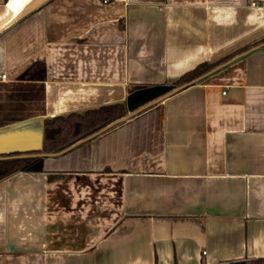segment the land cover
Segmentation results:
<instances>
[{"label":"crops","instance_id":"1","mask_svg":"<svg viewBox=\"0 0 264 264\" xmlns=\"http://www.w3.org/2000/svg\"><path fill=\"white\" fill-rule=\"evenodd\" d=\"M263 42L264 0H0V157L38 149L46 117L234 58L1 180L0 264L264 257V45L239 55Z\"/></svg>","mask_w":264,"mask_h":264},{"label":"trees","instance_id":"2","mask_svg":"<svg viewBox=\"0 0 264 264\" xmlns=\"http://www.w3.org/2000/svg\"><path fill=\"white\" fill-rule=\"evenodd\" d=\"M108 1V0H103ZM227 59V58H226ZM216 63L201 62L190 70L184 72L171 85L178 86L188 82L214 68L224 61ZM45 67L41 62H34L19 76V79H42ZM168 86V85H165ZM129 112L126 102L102 104L97 107L72 111L66 114L46 117L42 121V142L38 149L20 154L55 153L69 147L114 120L125 116ZM43 156L31 155L0 159V181L19 171H41ZM217 264H264V257L252 259H237Z\"/></svg>","mask_w":264,"mask_h":264},{"label":"water","instance_id":"3","mask_svg":"<svg viewBox=\"0 0 264 264\" xmlns=\"http://www.w3.org/2000/svg\"><path fill=\"white\" fill-rule=\"evenodd\" d=\"M264 45V42L258 45L253 46L252 48L246 50L245 52L239 54V55H244L246 53H248L251 50L254 49H258L261 48ZM234 58L214 67L213 69L209 70L208 72L188 81L185 82L181 85L178 86H173V85H155V86H151V87H147L141 90H138L134 93H132L131 95H129L126 99V104H127V108L129 110V112L125 115L122 116L116 120H114L113 122L107 124L106 126H104L103 128L99 129L98 131L94 132L93 134L78 140L77 142L73 143L72 145H70L69 147L65 148L64 150H61L59 152H55V153H36V154H21V155H10V156H4V157H0V158H13V157H23V156H31V155H40V156H45V155H57L60 154L66 150H68L69 148L73 147L74 145H76L77 143L87 140L89 138L94 137L95 135L99 134L100 132H102L103 130H105L107 127L111 126L114 123L117 122H121L124 121L125 119L129 118L130 116L136 114L137 112H139L140 110L154 104L157 103L161 100H163L164 98H166L167 96L173 94L174 92L180 90L183 87H186L204 77H206L207 75L211 74L212 72L218 70L219 68L223 67L224 65H226L227 63L231 62Z\"/></svg>","mask_w":264,"mask_h":264},{"label":"built area","instance_id":"4","mask_svg":"<svg viewBox=\"0 0 264 264\" xmlns=\"http://www.w3.org/2000/svg\"><path fill=\"white\" fill-rule=\"evenodd\" d=\"M5 74H1V78H4ZM205 253V251H203V254Z\"/></svg>","mask_w":264,"mask_h":264}]
</instances>
